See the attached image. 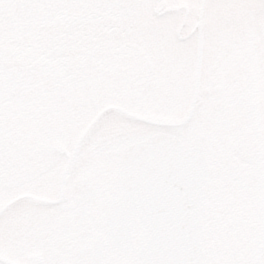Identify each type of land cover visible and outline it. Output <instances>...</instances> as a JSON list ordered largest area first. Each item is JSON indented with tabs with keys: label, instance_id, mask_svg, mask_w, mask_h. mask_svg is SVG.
<instances>
[{
	"label": "flooded vegetation",
	"instance_id": "af4514ba",
	"mask_svg": "<svg viewBox=\"0 0 264 264\" xmlns=\"http://www.w3.org/2000/svg\"><path fill=\"white\" fill-rule=\"evenodd\" d=\"M259 114L264 0H0V264H142L110 205L123 150L156 136L206 152L204 264H247L228 232L254 224L223 206L254 182L223 177L251 171Z\"/></svg>",
	"mask_w": 264,
	"mask_h": 264
},
{
	"label": "rangeland",
	"instance_id": "374dc122",
	"mask_svg": "<svg viewBox=\"0 0 264 264\" xmlns=\"http://www.w3.org/2000/svg\"><path fill=\"white\" fill-rule=\"evenodd\" d=\"M257 122L259 126L257 127L258 130L255 134V144H257L256 149L258 150L254 152L255 156L251 165H245L246 167H250L253 172H242L241 180H253V184H255L254 196H256L257 198V200H253L257 203L256 209L258 211V213H256L258 215V218L256 220V230L248 232L249 235H251L250 243L254 245V251L252 252L250 263L264 264V136L260 138L261 141L258 140L259 128L264 129L263 116L259 115L257 117ZM262 131L264 132V130ZM85 154H89V151H84L83 155ZM231 157L233 160H239L236 156ZM241 164L243 165V163ZM257 224L259 225L258 229Z\"/></svg>",
	"mask_w": 264,
	"mask_h": 264
},
{
	"label": "water",
	"instance_id": "95a60500",
	"mask_svg": "<svg viewBox=\"0 0 264 264\" xmlns=\"http://www.w3.org/2000/svg\"><path fill=\"white\" fill-rule=\"evenodd\" d=\"M184 166H185V163H184ZM200 171H201V169L197 170V176L196 177H198ZM190 174H192V172ZM198 180H200L199 186L200 185L202 186V184H201L202 179L200 178ZM201 186L199 187V194H200L199 205H201V202H202ZM184 222H185V227L182 231H183V234H185L186 236L183 237L182 242H181V246H182L183 251H182V255L180 257V260L183 262L187 261L188 262L187 264H200L202 253L200 251V248L198 247L199 239L196 241V246H195V242H194L197 232L194 236H192V235L190 236V231L192 229V227L189 226L190 215H187L186 218H184ZM194 226L196 227V225H194ZM196 230L201 235L200 230L198 228ZM196 247H197L198 252L196 250Z\"/></svg>",
	"mask_w": 264,
	"mask_h": 264
},
{
	"label": "bare ground",
	"instance_id": "6f19581e",
	"mask_svg": "<svg viewBox=\"0 0 264 264\" xmlns=\"http://www.w3.org/2000/svg\"><path fill=\"white\" fill-rule=\"evenodd\" d=\"M236 107H237V105H236ZM247 108L248 107H246L245 103H241L240 107H238L237 109L240 110V111H242V112L245 111L246 112V116L249 117Z\"/></svg>",
	"mask_w": 264,
	"mask_h": 264
}]
</instances>
